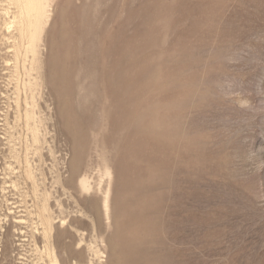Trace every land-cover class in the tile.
Segmentation results:
<instances>
[{
    "label": "rangeland",
    "instance_id": "rangeland-1",
    "mask_svg": "<svg viewBox=\"0 0 264 264\" xmlns=\"http://www.w3.org/2000/svg\"><path fill=\"white\" fill-rule=\"evenodd\" d=\"M24 5L0 0V264H264V0Z\"/></svg>",
    "mask_w": 264,
    "mask_h": 264
},
{
    "label": "bare ground",
    "instance_id": "bare-ground-1",
    "mask_svg": "<svg viewBox=\"0 0 264 264\" xmlns=\"http://www.w3.org/2000/svg\"><path fill=\"white\" fill-rule=\"evenodd\" d=\"M24 2H25V5L23 6V8L25 9L26 12H29V14H32L34 16V14L36 13V17L39 18L41 14L45 13V7L43 6V0H24ZM106 173L107 175L111 174L109 169L106 171ZM79 183H80L82 191H90V189L92 188V185L86 175L82 176ZM109 191H110V187L107 189V193H106L107 196L105 197V205H106L107 211L109 209L108 208L109 193H110ZM54 264H59V261L55 260Z\"/></svg>",
    "mask_w": 264,
    "mask_h": 264
}]
</instances>
